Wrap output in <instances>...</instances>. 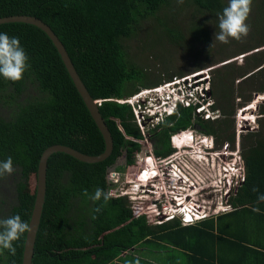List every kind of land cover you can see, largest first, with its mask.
I'll use <instances>...</instances> for the list:
<instances>
[{
  "label": "trees",
  "instance_id": "1",
  "mask_svg": "<svg viewBox=\"0 0 264 264\" xmlns=\"http://www.w3.org/2000/svg\"><path fill=\"white\" fill-rule=\"evenodd\" d=\"M184 1L196 10L219 13L228 3V0ZM168 3L169 0H0V17L33 15L50 26L66 48L90 96L93 100L103 99L98 109L113 140L111 154L100 162L80 161L59 151L48 157L45 200L31 264H115L116 259H123L120 256L124 252L129 258L133 247L136 250L153 241L158 247L178 246L179 238L191 240V234L180 233L184 230L213 237V219L203 220L199 225L179 226L176 221L149 225L144 217L131 216L122 197L112 196L104 204L103 199L92 201L83 194L86 189L92 195L97 187L107 191V168L123 152L126 163L133 161L138 143L126 136L140 137V133L132 122L131 107L108 98H123L138 91L136 85L127 86L139 80L141 72L129 68L123 41L133 34L141 18L156 13ZM195 25L197 36L205 39L202 23ZM0 33L18 37L30 63L29 70L18 82L0 76V161L11 157L16 169L13 175L0 179V218L19 214L29 222L36 183L33 192H29L26 182L32 175L36 179L43 150L52 144H62L96 155L103 151L104 140L47 34L24 22L0 23ZM245 56L243 66L227 72L230 84L235 75L242 80L255 72L264 76V54L259 59L254 55ZM258 90L264 92V85ZM214 91L212 87L222 118L214 122L198 119L196 123L205 132L216 135L217 142L232 141L234 132L226 134L232 123V117L228 118L235 112L228 103L231 88L225 89L223 101H218ZM260 111V117H264V106ZM191 118V108L179 107L178 114L167 117L155 136L165 143L171 133L192 125ZM260 126L259 130L242 135L245 180L231 198L235 209L226 214H235L241 209L253 211L252 207L259 206L262 213H256L264 215V202L258 201V195L264 194V123L260 122ZM183 142L189 143L187 139ZM169 152L168 148L156 150V154ZM101 204H104L102 211L95 212ZM25 235L13 242L15 255L7 250L0 253V264H21ZM185 235L189 238L185 239ZM207 247L200 244L198 251L191 246L193 253L189 256H195L201 264H215L214 253ZM173 257L174 254L170 262L177 261ZM218 264L229 263L219 257Z\"/></svg>",
  "mask_w": 264,
  "mask_h": 264
},
{
  "label": "built area",
  "instance_id": "2",
  "mask_svg": "<svg viewBox=\"0 0 264 264\" xmlns=\"http://www.w3.org/2000/svg\"><path fill=\"white\" fill-rule=\"evenodd\" d=\"M108 99L130 105L132 122L140 133V137L126 136L138 143L133 161L126 163L123 152L124 161L117 163V159L107 168L105 176L111 183H116L118 179L123 181L122 176L142 178L140 184L133 183L130 186L129 183L127 187L112 186L109 189L112 196L126 199L132 217L142 216L149 225L176 221L179 226H186L235 209L231 198L236 195L246 175L242 151L239 152V140L235 152L228 150L233 140H226L222 148L219 146L220 149H217L215 146L219 142L216 136L205 132L196 123L198 119L214 122L223 116L221 109L216 106L209 68L175 75L127 97ZM102 100L94 102L100 105ZM250 105L256 109V105L250 102L234 112V129L238 137L248 130H256V115L243 112ZM179 107L191 108L192 124L196 123V127L188 126L173 132L170 140L172 143L182 142L179 145L174 143L179 148L174 147L175 150L168 154L156 155L144 139L151 130L160 128L167 115L178 114ZM116 122L122 131L119 121ZM185 136L189 137V143L183 142ZM231 147H234L233 144ZM116 172L121 174L112 178L110 175Z\"/></svg>",
  "mask_w": 264,
  "mask_h": 264
},
{
  "label": "rangeland",
  "instance_id": "3",
  "mask_svg": "<svg viewBox=\"0 0 264 264\" xmlns=\"http://www.w3.org/2000/svg\"><path fill=\"white\" fill-rule=\"evenodd\" d=\"M218 13L196 10L193 5L186 4L185 1L181 4L178 3V0H169V3L156 13L141 18L136 24L133 34L123 41L125 60L129 68L141 72L139 80H133L127 86L136 85L138 90H140L144 86L152 87L175 75L188 74L199 69L209 68L211 72V87L215 90V96L218 101H223L222 96L225 89L231 88L230 97L233 100L229 97L228 103H230L232 108H235V111L240 106H245L250 102H252V105H255L254 103L257 104L255 110L250 109L252 108L251 105L248 108L246 107L245 110L249 109L246 111L247 114L251 112L256 115L255 122L257 127L255 129L259 130L261 127L260 122L264 123V117H259L260 109L264 106V92L258 89L261 84L264 85V76L256 72V74H251L259 68L257 67L248 72L245 76L251 75L244 80L235 75L233 84H230L227 72H234L237 67L243 66L245 55H254L258 59L261 55L263 56L264 0H255L253 2L252 12L247 21L251 25V33L243 41L230 39L228 44H223L219 41L215 42V33L218 31L216 25ZM197 22L202 23V27L206 29L205 39L197 36V30L195 29V23ZM244 49L249 50L245 51ZM156 82L158 83L155 84ZM220 88H222L221 91ZM241 93L245 96L249 95V99L247 98V100L245 97L240 96L242 95ZM231 117L232 123H230L231 126L228 127L226 134L229 135L233 131L235 139H233V143H229L228 150L235 152L237 150L236 144L239 140V152L241 153V143L244 139L242 134L239 137L235 135V114L228 119H231ZM256 130H248L243 135H246L249 131L254 132ZM225 141L219 142L215 148L220 149L219 146L224 144ZM232 144L233 148L231 147ZM123 161L124 157L120 155L117 163H122ZM203 171L206 173L205 170ZM110 172H107V174ZM120 174L116 172L115 175L110 176L114 178ZM127 177L122 176L123 181L118 179L116 183H111L107 179V191L112 186L113 188L127 187L129 183L132 186L133 183L140 184L143 181L139 177ZM35 183V177L33 175L30 176L26 182V189L29 192H33Z\"/></svg>",
  "mask_w": 264,
  "mask_h": 264
},
{
  "label": "crops",
  "instance_id": "4",
  "mask_svg": "<svg viewBox=\"0 0 264 264\" xmlns=\"http://www.w3.org/2000/svg\"><path fill=\"white\" fill-rule=\"evenodd\" d=\"M262 208L264 210V205ZM211 219L214 224L211 230L213 237L204 236L202 232L197 234L195 230H184L180 233L191 234V240L182 241L179 238L178 246L161 245L160 247L153 241L151 245L147 243L143 247H137L136 250L134 247L131 248L129 258L125 257L127 253L124 252L120 256L123 259L119 258L114 262L115 264H201L195 256L189 255L193 253L191 246L200 251V244H203L208 246L209 252L214 253L215 264L219 263V257H223L229 264H264V215L241 209L235 214H223ZM188 238L189 236L185 235V239ZM172 254L177 261L170 262Z\"/></svg>",
  "mask_w": 264,
  "mask_h": 264
},
{
  "label": "clouds",
  "instance_id": "5",
  "mask_svg": "<svg viewBox=\"0 0 264 264\" xmlns=\"http://www.w3.org/2000/svg\"><path fill=\"white\" fill-rule=\"evenodd\" d=\"M183 2L184 0H178V3L182 4ZM252 5L253 0H228L227 5L217 14L218 31L215 33V42L228 44L230 39L236 41L246 39L251 33V25L247 21L252 12ZM29 68V57L21 46L19 38L10 37L7 33H0V76L12 82H18L23 79ZM169 116L170 114L167 115V117ZM15 171L11 157H8L6 161H0V179L13 175ZM252 190L259 193L257 187H253ZM83 194L92 201L103 199L104 204H107L112 197L110 191H104L99 187L95 189L92 195L86 189ZM258 201L264 202V194L258 195ZM104 204H101L94 211L101 212ZM252 210L257 213L260 211L258 207ZM30 231V224L24 221L19 214L0 218V253L7 250L15 255L16 247L13 242L20 240L26 232Z\"/></svg>",
  "mask_w": 264,
  "mask_h": 264
},
{
  "label": "water",
  "instance_id": "6",
  "mask_svg": "<svg viewBox=\"0 0 264 264\" xmlns=\"http://www.w3.org/2000/svg\"><path fill=\"white\" fill-rule=\"evenodd\" d=\"M7 22H24L28 24H33L44 31L47 36L52 41L53 45L57 49L67 72L72 79L78 93L82 97L91 117L96 123L102 137L104 140V149L102 152L96 155H89L86 153H82L72 147L62 145V144H52L46 147L40 155L37 171H36V190H35V198L34 203L29 219V224L31 227L30 232H26L22 261L21 264H31L32 257L34 252V243L36 238V233L38 230V226L40 223V216L43 209V204L45 200V191H46V169H47V159L54 152H64L67 153L76 159L88 163L100 162L105 160L112 152L113 149V140L111 133L101 116L97 104L94 102L93 98L90 96L87 91L84 83L80 79L78 73L76 72L73 63L68 55L66 48L63 43L59 40L53 30L41 19L33 16V15H25V14H17V15H8L0 17V23Z\"/></svg>",
  "mask_w": 264,
  "mask_h": 264
},
{
  "label": "flooded vegetation",
  "instance_id": "7",
  "mask_svg": "<svg viewBox=\"0 0 264 264\" xmlns=\"http://www.w3.org/2000/svg\"><path fill=\"white\" fill-rule=\"evenodd\" d=\"M190 126L196 127V123H194V124H192ZM160 128H161V126H160ZM160 128L158 127L156 129L151 130L148 133L149 134L148 137L144 139L146 144L151 145V147L154 148L155 154H156V150L157 149H163L164 150L165 148H168L169 151H170L169 153H171V152H173L175 150V149H173L174 147L175 148H179V147H176V145L174 143H172L171 140H170V136H171L172 133L169 135L168 141H166L165 143L160 142V140L155 136V133L157 131H159ZM194 144L195 143H193L192 146H194ZM143 146H145V145H143ZM192 176L194 177L195 175H192Z\"/></svg>",
  "mask_w": 264,
  "mask_h": 264
},
{
  "label": "bare ground",
  "instance_id": "8",
  "mask_svg": "<svg viewBox=\"0 0 264 264\" xmlns=\"http://www.w3.org/2000/svg\"><path fill=\"white\" fill-rule=\"evenodd\" d=\"M247 110H248V109H247ZM247 110H245V108H244L243 112H244V111H247ZM186 139H188V137H186ZM186 139H185V140H186ZM174 142H175V141H174Z\"/></svg>",
  "mask_w": 264,
  "mask_h": 264
},
{
  "label": "snow or ice",
  "instance_id": "9",
  "mask_svg": "<svg viewBox=\"0 0 264 264\" xmlns=\"http://www.w3.org/2000/svg\"><path fill=\"white\" fill-rule=\"evenodd\" d=\"M190 219V218H189Z\"/></svg>",
  "mask_w": 264,
  "mask_h": 264
}]
</instances>
